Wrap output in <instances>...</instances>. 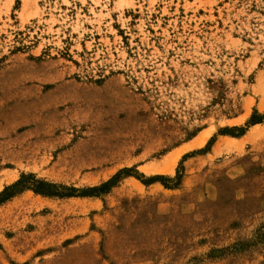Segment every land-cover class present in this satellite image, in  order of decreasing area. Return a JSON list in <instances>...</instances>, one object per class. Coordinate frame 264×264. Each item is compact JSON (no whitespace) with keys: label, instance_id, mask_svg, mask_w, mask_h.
<instances>
[{"label":"rangeland","instance_id":"374dc122","mask_svg":"<svg viewBox=\"0 0 264 264\" xmlns=\"http://www.w3.org/2000/svg\"><path fill=\"white\" fill-rule=\"evenodd\" d=\"M255 117L264 0H0V264H264Z\"/></svg>","mask_w":264,"mask_h":264},{"label":"trees","instance_id":"16d2710c","mask_svg":"<svg viewBox=\"0 0 264 264\" xmlns=\"http://www.w3.org/2000/svg\"><path fill=\"white\" fill-rule=\"evenodd\" d=\"M263 120H264V117H257V118L255 117L251 124L252 125L260 124ZM25 179L26 178H23V180H21L19 183L5 189V191L0 194V204L11 199L16 194L17 190H19L21 188H25L26 187V186H24V185H26ZM34 187H35V190L41 194L60 195V194H55L51 190L52 188H57L56 186L51 185V184L49 185V184H44V183H38L37 186H34ZM46 187L49 188L50 190H45L44 188H46ZM66 196H70V195L67 194Z\"/></svg>","mask_w":264,"mask_h":264},{"label":"bare ground","instance_id":"6f19581e","mask_svg":"<svg viewBox=\"0 0 264 264\" xmlns=\"http://www.w3.org/2000/svg\"><path fill=\"white\" fill-rule=\"evenodd\" d=\"M207 138V137H206ZM206 138H205V140H206ZM204 140V139H203ZM201 145H202V143H203V141L202 142H199Z\"/></svg>","mask_w":264,"mask_h":264}]
</instances>
